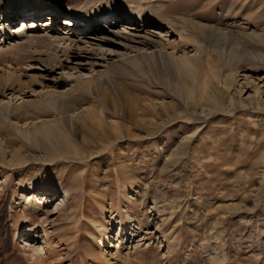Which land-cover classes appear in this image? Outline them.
Returning <instances> with one entry per match:
<instances>
[{"label": "rangeland", "instance_id": "rangeland-1", "mask_svg": "<svg viewBox=\"0 0 264 264\" xmlns=\"http://www.w3.org/2000/svg\"><path fill=\"white\" fill-rule=\"evenodd\" d=\"M48 8L60 35L83 38L76 12L106 31L0 39V264H264V0H0V17L44 26ZM159 50L171 73L136 60ZM124 59L142 73H103ZM39 230L44 262L23 244Z\"/></svg>", "mask_w": 264, "mask_h": 264}, {"label": "bare ground", "instance_id": "bare-ground-1", "mask_svg": "<svg viewBox=\"0 0 264 264\" xmlns=\"http://www.w3.org/2000/svg\"><path fill=\"white\" fill-rule=\"evenodd\" d=\"M42 8H44V7H42ZM34 9L33 10L30 9V10L26 11L25 14H23V16H21L23 18V20L20 21L19 26L20 25H22V26H20V27L18 26L19 28H16V30H14V31H10V28H9L10 25L9 26L6 25L8 23L7 20L9 21V17H12V19H11V22H12V21H15L16 18L18 19V17L10 9L7 11L9 14L4 13L0 17V19H1L0 25L3 24V26H4V30H3L4 33L0 39H3V38L5 39V37L8 33H11V38L13 39L16 37L26 35L27 33L34 32L33 30H36V31H40V33H42V34L49 36L51 39L58 41L59 43L63 42V43L70 44V46L74 45L75 47H79L80 44H83V43L84 44L87 43V44L91 45L92 40L94 38L91 40H88L90 42H88V41L85 42V41L87 39L92 38V37H95L97 39V37L101 34V31H106L105 28H99V27L95 28V24L97 23V21L91 13H86V12L85 13H83V12L77 13L76 12V13L70 14L69 18L65 19L64 26L68 29H71V28H73V30L78 29V33L79 32L82 33L81 37L84 38V36H85L86 38L85 39H83V38L78 39L76 37V35L72 34L73 31L71 33L60 35V30H59V28L56 27L55 23L57 22V18L60 19L61 17H64V15L54 11L51 8H48L45 11H48L49 13H51L50 14L51 20L49 19L50 22H45L46 25L43 26L42 24L40 25V22L38 20L42 17V13H43L42 10H34ZM29 13L32 15L27 16V14H29ZM21 17H19V18H21ZM30 17L32 19H35V20H31V22L26 23V19L30 18ZM82 18H83V21L80 22V20ZM32 28H34V29H32ZM84 30H86V31H84ZM110 34L113 37L105 38L104 41H110L111 43H116V41H118L121 43L120 45L123 44L122 47L123 48L125 47L127 50L130 48L129 43H131V42L133 43V41H136V40H141V39H138L139 37L134 38V36L130 37L129 35H126V34H123V35H119L116 33H110ZM87 37H89V38H87ZM4 39H3V41H4ZM124 43H126L128 45H124ZM140 44L141 45L142 44L143 45H149L148 42L145 41V39L141 40ZM150 47L152 48V46H150ZM155 47H159V46L155 45ZM138 59H141V61H139ZM138 59H136V60L140 64H142L144 60L145 61L149 60L148 61V64L150 65L149 71L151 73H154V72L158 73L161 71L163 73H164V71L171 73V71L174 70V66H175V64L172 62V60L170 59L171 60L170 61L169 57H167V55L164 54L160 50L155 51L150 59L146 55H143L141 58H138ZM185 59L187 61L183 60L181 63V64H183V67L185 69V70L184 69L183 70L186 71V73H190V75L194 76V73H196V71H195V67H196L195 64L196 63L193 60H191V58H185ZM189 59L191 61H193L194 64H192V62L189 61ZM120 62H122V63L118 67H111L109 69H105V71L103 73H116V72L117 73H142V71L136 70V68L134 67V64L132 63V61H130V59H127L125 61H120ZM181 64H178V65H181ZM120 67H122L123 69ZM196 69H198V67ZM209 101L214 102L215 98L211 97V98H209ZM231 102H234V100L231 99ZM51 104L54 106V108H56V100L55 99L51 100ZM60 109H62V108H60ZM67 111L68 110H66L65 112L61 111V113H63V115H64V120H68V118H69L68 113H66ZM10 114H11L10 112H1L2 117L1 116L0 117H1L2 121H4L5 123L8 122L10 120V119H8ZM34 188L30 187L28 189L29 192L24 196V199H25V203L31 206V208H29V210L33 209L36 212H38V210H39L38 204L39 203H35L37 200L35 202L33 201L34 200L33 194L35 192ZM43 197H44V195H43ZM47 198H48V196L44 200H46ZM46 202H47V200H46ZM64 209L65 208H64L63 201L61 202L60 200H56V201L51 202V205L47 209L48 212L46 215L52 214V213H54V214L60 213L63 215L65 212ZM32 234L35 236V238L33 240H24L23 244L25 245L26 248L30 249L31 254L29 256H31V258L34 262H44L45 260L50 259L53 255L58 253V249L55 247L54 242L49 238L46 231H44V230L33 231ZM104 237L105 238L102 240V244H108V239H107L108 234L105 233ZM124 237L125 236L122 235L121 232H119L117 234V241L118 242L122 241V239ZM109 245H111V244H108V246Z\"/></svg>", "mask_w": 264, "mask_h": 264}]
</instances>
